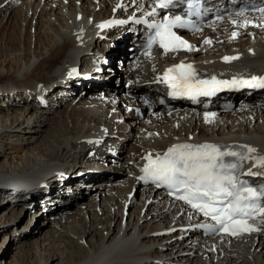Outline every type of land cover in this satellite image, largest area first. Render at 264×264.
<instances>
[{"label": "bare ground", "instance_id": "1", "mask_svg": "<svg viewBox=\"0 0 264 264\" xmlns=\"http://www.w3.org/2000/svg\"><path fill=\"white\" fill-rule=\"evenodd\" d=\"M14 1L0 0V4L3 7L0 8V14L6 11L3 17L9 14L6 20L16 23L15 27L17 29L19 27V32L20 30L22 31V25H25L28 29L35 26V31L33 34L31 32L27 33L28 35L25 39H28V42L25 43L26 40H23L22 51L19 42L11 43L12 38L8 40L9 45L3 53L6 56L16 54V52L19 54L14 57L10 74L5 72L0 64V102L9 101L12 98L9 91L4 90V87L10 86L13 92L16 91L15 96L28 100L32 95L28 91L37 89L40 85L44 86L45 84H52L54 81H58L64 72L63 69L66 68L65 66L72 63L68 60H71L81 52L83 53V57H81L84 59L88 44H95L93 40L95 35L94 37H75L85 32L94 33L95 31L92 30L94 25L106 18L108 8L118 3L117 0H21L20 5L15 9V6L13 7ZM90 17H95V20L90 19L89 22ZM106 34L115 38L112 30H108ZM32 36L37 38L33 47L35 52L33 55H31L30 51V39ZM72 39L74 40L73 42H71ZM12 46L16 47H13V49ZM234 46H236V50H233ZM236 52H239L241 57L233 61L234 66L230 65L229 67L236 70H264V36L254 42L246 38L234 45L224 43L221 48L214 50L213 53L208 52L206 56H203V54H199V56L206 63L222 66L223 63L220 61L222 57L235 55L234 53ZM199 56L196 58L199 59ZM135 78L139 82L129 86L128 89L133 95H139L142 92L133 91L131 88L135 86L138 90L140 87L145 88L146 84L143 83L141 75H137ZM75 83L70 82V85L69 83L67 85L74 86ZM149 88H152L151 90L149 89L152 92L153 87L150 86ZM119 100L124 102L121 95H118L116 104V110L121 112ZM28 101L30 103L27 106H30V108L21 109L18 114L10 119H5V116L0 117V141L5 139V136L9 135V133L21 132L23 135L31 134L35 142L42 131H45L43 126L49 125L48 131H45L47 133L46 136L34 148V150H38L37 153L40 156L35 157L36 155L29 152L20 155V158L24 159V163L29 168L35 166V162L39 160L47 161L48 163L46 164H50V160L59 159L61 163H64L63 161L70 159L69 157L73 152L82 155V148L78 147H82L86 143V139L91 133L97 132V123L112 110L111 106L104 105L101 109H97L91 105V103L95 102L92 100L89 101L91 103L85 102L83 96L79 95L64 104L63 111L55 113L53 112L56 111L58 106L53 110H35L34 101ZM115 113H109V117L114 116ZM123 115L125 122L132 124V115L130 113H124ZM115 119L116 117L111 120ZM252 119L254 120L253 123H251ZM109 123L110 121L106 120L104 125L107 126ZM187 123L191 124V121L184 122V126ZM219 123L228 126L224 129V126L213 124L212 126H207L208 130H206L202 128V124H195L194 131H184L182 134V130L173 132L170 126H165L166 133H161L162 127L155 130L152 126H147L140 122L136 123L130 131L120 134L121 146L124 147L125 142L128 144L131 141L128 140L127 142L125 138H131L133 144L132 142L128 144L130 149L127 152L131 149L133 151L141 149L146 151L157 147L164 149L167 142L188 138L191 135L197 140H211L220 137L229 140L248 141L253 144L257 151L264 154V110L260 116L250 115L249 119H229L226 116H222ZM154 124L157 125V123ZM115 128L123 131L120 125H116ZM148 130L150 131V137L144 134ZM185 130H188V127ZM14 135L13 142L16 141L19 144V148L16 149L24 151L23 146L31 142L25 139L20 140V135L18 134ZM128 159H130V156L123 157L121 160L122 162H127ZM41 164L36 169H30L31 172L29 173L23 169V165L18 166L16 164L13 169H17L15 171H22L23 169L21 175H25L26 179L31 180L32 183L38 179H45L48 183L50 181L53 182L54 186L46 189L50 191L46 195L51 196V200L54 202L61 200L60 196L62 194H55L58 189L55 187L56 181L43 169L44 166L51 167L53 165ZM3 167L6 166L3 165ZM13 169L10 168L9 170ZM115 171L118 170L115 169ZM95 175L96 173H92L87 183H91ZM4 176L3 173H0V179ZM11 182L13 181H9L4 186H0V188L14 186V184L21 181L15 182L13 185L10 184ZM126 182H124L125 185L123 184V187L112 185L107 189H105L106 186L103 183L95 184L93 188L89 189L92 193L91 197L89 196L86 202L78 204L73 214L62 216L58 221L52 222L49 220L46 223L47 227L51 228L47 230L49 233L46 232L42 239L28 243L24 247L26 248L32 244L35 247L39 243V252H41L45 243L53 242L56 246L63 247L60 249L63 250L64 264H148L149 260H152L150 264H264V222L257 223L258 231L235 240L210 236H200L195 239L190 234L187 236L186 231L181 232L178 229L181 224H185L179 221L181 215L178 210L181 209L161 198L160 191L151 193L150 189L147 188V192H141L138 198L136 196L138 190L134 196H131V191L128 193L131 184ZM74 184L72 182V185ZM67 187L71 186L67 184ZM113 190L114 194H109ZM2 191L0 190V192ZM41 191L29 193L27 196L33 198ZM103 193L104 195L97 203L96 198ZM18 194L20 193H13L16 196ZM20 200H23L21 196L18 197L19 202ZM136 200L139 201L140 206ZM127 201L128 205H126ZM33 202L35 201L33 200ZM83 204L86 205V209H82ZM2 205L8 206L7 201L0 198V208L4 207ZM15 205H18V203ZM97 205L100 206L101 216L96 212L97 219L91 223L92 217H95L93 209H96ZM134 205L137 206L134 207ZM12 206L14 205L10 204L9 208L0 215V228L3 230L8 225H11L13 219L16 218V213ZM126 209H128V214L124 217ZM86 215H89L90 218L88 226L86 225ZM69 219H72V222L74 221L71 226L66 225ZM187 220L193 221L192 218H187ZM39 225L38 220H34L31 224V232L34 233L36 229L41 230L42 227ZM52 226L60 228L53 229ZM97 227H100L98 232L95 231ZM172 228L177 230L175 231L177 233L173 232ZM68 233H73L75 240L72 241ZM84 236L89 238L86 239ZM183 237L186 238L182 240ZM10 240H14L13 237H9ZM174 240L175 244L173 245ZM72 245L75 246L74 249L69 247ZM21 251L23 255H27L28 250ZM111 253L112 257L110 256ZM109 257H111V260L107 261ZM38 260L39 264H45L41 255ZM16 262L18 260L14 259L13 264Z\"/></svg>", "mask_w": 264, "mask_h": 264}, {"label": "snow or ice", "instance_id": "2", "mask_svg": "<svg viewBox=\"0 0 264 264\" xmlns=\"http://www.w3.org/2000/svg\"><path fill=\"white\" fill-rule=\"evenodd\" d=\"M172 2L173 0H157L156 7L167 8ZM197 6L198 4L191 2L188 5L190 9ZM256 10L264 15V7ZM245 11L246 9H241L238 15L243 16ZM150 14H155V8ZM217 19H222V17L218 16ZM152 26L156 31L149 41V49L154 44H159L165 53L176 51L178 48L191 50L187 41L182 40L173 31L174 28H195L196 25L191 20L175 15L166 17L163 23ZM235 35L236 33H233V37ZM206 43H210V41H206ZM238 58L225 57L224 59L226 62H230ZM195 76V70L190 64L182 63L168 69L165 79L173 89L171 95H186L194 99L198 95H212L217 90V86H232L241 83L236 80L217 81L215 77L211 81L196 80ZM252 79L256 81L257 78L253 77ZM242 83L247 84L249 81H242ZM258 83L264 87V79L259 80ZM242 147L248 153L257 151L247 145ZM239 155L234 151H221L217 145L213 144L199 146L180 144L169 148L162 157L157 156L156 159H152L149 155L147 157L148 164L143 171L154 181L165 183L176 192L182 191L183 194L177 198L184 200L204 216L211 217L219 225L220 231L237 235L240 232L258 231L259 229L248 224V220L253 218L254 214L264 215V206L255 203L264 194V190L258 191L253 187H244L233 191L236 189L235 177L230 174H221L218 171L235 168V164H225L223 158ZM241 158L245 157L241 156ZM260 162L264 164V157L260 158ZM225 201L228 202L225 203Z\"/></svg>", "mask_w": 264, "mask_h": 264}, {"label": "rangeland", "instance_id": "3", "mask_svg": "<svg viewBox=\"0 0 264 264\" xmlns=\"http://www.w3.org/2000/svg\"><path fill=\"white\" fill-rule=\"evenodd\" d=\"M19 5H20V3H17V5L13 4V7L15 6L14 8L16 9L17 6H19ZM0 6H1V4H0ZM0 8H3V7L1 6ZM109 10H110V8H108L105 17H107L110 14L109 13ZM5 12L6 11H4V12H2L0 14V64H1V67H3L4 71L10 74L11 73V64H13L12 62H14V57L15 56H18L17 54H19V53L16 52V54H12V55H9V56H6L3 53L4 50H5V48L9 45L8 44V40L12 38L13 40H12L11 43H13V42L18 43L19 42L20 43V48H21V51H22V49H23L22 47L24 46L23 40H26L25 43L28 42L27 41L28 39H25V37L28 35L27 34L28 32H31L32 34L34 33L35 26H32L31 29L29 28L30 29L29 30L28 27H26L25 25H22V28H21L22 31L20 30V32H21L20 33L19 32V27H18V29L15 27L16 26V23H14V22H8L6 20V17H7V15L9 16V14H7L5 17H3L4 14H5ZM90 19H93V21H94L95 20V17H90L89 18V22H90ZM85 34H86V32L85 33H81L78 36L75 35L76 36L75 38H77L79 36L81 38L82 37H86ZM88 34H89V36H93L94 37L93 33L88 32ZM75 38H73V39L76 40ZM73 39H72L71 42L74 41ZM35 40L37 41V38L35 36H32L31 39H30V41H31L30 42V44H31L30 51L32 53L31 55H33V53H35L33 51V47H34L35 42H36ZM93 45H95L96 47L98 46L95 43V44H91V45L88 44V47L89 46H93ZM13 47H16V46H12V48ZM74 53H76V52H74ZM79 56L80 57L81 56L83 57V53L81 52L79 55L74 56L71 60H68V61L73 62ZM82 57L79 58V59L82 60L83 59ZM3 59H4V61H2ZM213 62H215V61L213 60ZM58 81H59V79H58ZM77 81H79V80L76 79L75 85L77 84ZM67 83H69V85H70V82H66V84ZM5 89L7 91H9V93H10V95H11L12 98L9 101L7 100V101H1L0 102V117L5 116L4 117L5 119H7V118L10 119L14 115L18 114L21 109H24V108H27L28 109V108H30V106H27V105H29L30 102L27 99L26 100L25 99H20L19 97L15 96L16 91L13 92L11 90L10 86L4 87V90ZM135 89L137 90V88L135 86H133V88H131V90H133V91ZM31 96L35 97L34 94H32ZM21 100L23 102L24 101L25 102L28 101V102H27V104L22 103V104H19V105L12 103L13 101H15V102L18 101L19 102ZM70 101H68V102H70ZM64 104H66V103H64ZM64 104H61L60 103L58 105L59 108H57L56 111H54L53 113L58 112V111H63V109H64L63 105ZM35 110H37L36 107H35ZM66 116H67V114H66ZM49 124H50V127H51V121H50ZM48 128H49V125H44L43 126V129H45V131H48ZM45 131H42V133L38 137L37 141H35V142L33 141V136H31V134L23 135L21 132H12V133H9V135L5 136V139H3V140L0 141V145H1V147H0V149H1V153H0V173H3L5 175L4 177H1V179H0V186H4L9 181H13V182L10 183L11 185H13L15 182L21 181V182H19V184H22L23 183L26 186H29L30 187V190H27L26 191L27 194L32 193V192H36L38 190H44L46 192V194L47 193H50V191L49 190H45L44 187L38 186L39 185L38 183H41V182H44V181L46 183H48L45 179H38V180H35L32 183L31 180H27L26 179L27 177H25V175H21L23 169L26 172L29 173V172H31L30 169H36V168H38L41 163H42L41 165H53V166L54 165H59V166H62L64 163L66 164L68 162L73 161L74 157H76V156L71 154L70 157H69L70 159H68L66 161H63L64 163H61V161L59 159L58 160L57 159L50 160V162H49L50 164H46V163H48L47 161H41V160H39L38 162H35V166L29 168L27 166V164L24 163L25 162L24 159H21L20 158V155L24 154L25 152L26 153L29 152V153H32L33 155H36L35 157L40 156L39 153H37L38 150H34V148L42 140V138L44 136H46L47 133ZM14 134L20 135L19 136L20 140L21 139H25V140H29L31 142V143L25 144V146H23L24 151H19V149H16V148H19V144H17L18 142H16V141H15L16 143L13 142L14 141V137H15ZM127 139L129 141L130 140L132 141L131 138L130 139L127 138ZM128 144H126V142L124 143V147L123 148H125L126 152H127L128 149H130V147H128ZM78 158H81V155H79ZM16 164L18 166L23 165L22 171H15L17 169H15V170L13 169V166L16 165ZM65 164L63 165V169L64 170H67V168L65 167ZM3 165H5L6 167H3ZM10 168L13 169L14 172H12L13 170L10 171L9 170ZM39 172H41V171H39ZM39 172H37V173H39ZM13 178H15V179H13ZM90 185L94 186L95 184H90ZM5 187L0 188V190H3L2 191L3 193L9 194L10 197L8 198L9 200H7V205L8 206L2 205L4 207H1L0 208V215H2V213L7 208H9V205L11 204V205H14L12 207H14V211L16 213V218H14L12 224L11 225H8L4 230L0 228V263L1 264H13L14 263V259H17L18 262H16L15 264H39L38 258L41 255V257L43 259V263H45V264H64L63 250L60 249V248H63V247L56 246L53 242L45 243L44 244L45 246L43 245L44 249L41 252H39V248H40L39 247V243L35 247L32 244L31 246H27L25 248L24 245H28V243L30 244V243H32L34 241H39L40 239H42L46 235L47 230L51 229V228H48L47 225H46V223L49 220L52 221V222H54V221L60 220L62 218V216H67V215L70 216L71 214H73L74 211H75V207H77L78 204L84 203V201L86 202L87 199H88V197L89 196L91 197V194L92 193L89 191V189H91V188H88V190H86V191H82L81 197H79L78 199H74L73 203H71V204H69L67 206V209L68 210H73L70 215L69 214H65V215H62L61 217H59L58 219H54V220L53 219H48V217H45L42 220H40L38 217H35L34 219H32L33 218L32 217L33 216V213H30V211L27 208L23 210L22 207H21L22 204H19L18 197L21 196L22 199L28 201V203H30V204H31V201L33 199L32 197L27 196V194L26 195H21V193L18 194L17 196L16 195H13V193L11 192L13 186H8L6 188ZM55 187H56V185H55ZM69 188H72V187H69ZM59 189H62V188H58L57 189V192H55L56 195L57 194H62L61 191H59ZM1 194L2 193L0 192V198H2ZM38 194H40V193H38ZM46 194H44V195H46ZM103 195H104V193L101 194V195H99L97 198H102ZM97 198H96V200H97ZM33 200L36 201V199H33ZM56 202L57 203L58 202H62V199L59 200V201H56ZM16 203H18V205H15ZM134 204H136V203H134ZM85 206L86 205L83 204L82 209H86ZM135 206H137V205H134V207ZM95 208L96 209H93V211H95L94 212L95 217H92L91 216L92 217L91 223L94 222L97 219V217H96V214L97 213L96 212H98V215L101 216V211H99L100 206L97 205ZM58 209H59L58 208V204H56L54 210L57 211ZM34 216H36V214ZM41 216H42V214H41ZM86 216H85L86 221H87V224L86 225L88 226L89 225L88 223H90V221H89L90 218H89V215H86ZM34 220H38V222L40 224L39 226H41L42 229L41 230L36 229L35 232L32 233L31 232V229H32L31 224H32V222ZM73 222H72V219H69V220H67L66 225L67 226H71L73 224ZM52 227H53V229H59L60 228V227H57V226L56 227L55 226H52ZM99 229H100V227H97V229H95V231L98 232ZM175 231H177V230H175ZM47 233H49V232H47ZM175 233H177V232H175ZM68 235H69V238L72 241L75 240V238L73 236V233H68ZM9 237H11V238L13 237L14 240H10L9 241ZM186 237H183L182 240H184ZM84 238L88 239L89 237L84 236ZM70 239H68V240H70ZM174 244H175V240L173 241V245ZM69 247H71V249H74L75 246L72 245V246H69ZM21 250H28L27 255H23V252ZM110 256L112 257V253L110 254ZM111 257H109V259L107 261L111 260Z\"/></svg>", "mask_w": 264, "mask_h": 264}]
</instances>
